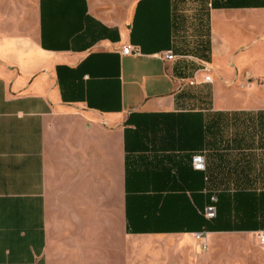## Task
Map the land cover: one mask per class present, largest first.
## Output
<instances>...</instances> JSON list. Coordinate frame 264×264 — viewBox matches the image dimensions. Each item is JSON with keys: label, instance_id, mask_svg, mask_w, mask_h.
I'll use <instances>...</instances> for the list:
<instances>
[{"label": "crops", "instance_id": "1", "mask_svg": "<svg viewBox=\"0 0 264 264\" xmlns=\"http://www.w3.org/2000/svg\"><path fill=\"white\" fill-rule=\"evenodd\" d=\"M261 231L264 0H0V264H264Z\"/></svg>", "mask_w": 264, "mask_h": 264}, {"label": "built area", "instance_id": "2", "mask_svg": "<svg viewBox=\"0 0 264 264\" xmlns=\"http://www.w3.org/2000/svg\"><path fill=\"white\" fill-rule=\"evenodd\" d=\"M121 52L124 54H138L139 53L138 49L133 47L130 44L123 45L121 47ZM161 57L163 59L169 60L173 58V54L169 50V51L164 52L161 55ZM203 71L205 72L204 81H210L211 79L210 68L207 65H204ZM191 163H192V167L196 170H204L205 168L204 158H203V155L200 153H195L192 155ZM216 201H217L216 195H211L208 204L204 207L202 211L203 216L206 219H212L216 216ZM257 237H258L259 244L264 245V231L259 232ZM194 238H195L196 244L201 249H206L207 242H206V232L205 231L195 232Z\"/></svg>", "mask_w": 264, "mask_h": 264}, {"label": "rangeland", "instance_id": "3", "mask_svg": "<svg viewBox=\"0 0 264 264\" xmlns=\"http://www.w3.org/2000/svg\"><path fill=\"white\" fill-rule=\"evenodd\" d=\"M252 50L254 49V47L251 48Z\"/></svg>", "mask_w": 264, "mask_h": 264}]
</instances>
